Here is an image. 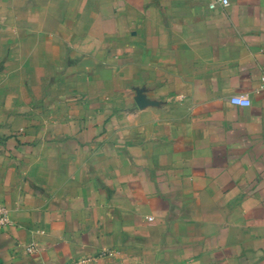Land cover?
Here are the masks:
<instances>
[{
	"label": "crops",
	"instance_id": "1",
	"mask_svg": "<svg viewBox=\"0 0 264 264\" xmlns=\"http://www.w3.org/2000/svg\"><path fill=\"white\" fill-rule=\"evenodd\" d=\"M208 3L0 0V264H264V0Z\"/></svg>",
	"mask_w": 264,
	"mask_h": 264
},
{
	"label": "built area",
	"instance_id": "2",
	"mask_svg": "<svg viewBox=\"0 0 264 264\" xmlns=\"http://www.w3.org/2000/svg\"><path fill=\"white\" fill-rule=\"evenodd\" d=\"M208 4L209 7L211 8L216 7L218 4H221L222 6H227L230 4V0H227V5L224 4L223 0H209ZM259 87L264 89V74H262L260 78ZM231 102L240 105H250L252 101L248 95L237 94L231 97ZM9 223H10L9 208L4 203L0 202V229L8 226ZM25 248L28 252H33L34 250H36V247L33 244H27L25 245ZM82 263H83V259H79L76 261H69L63 264H82Z\"/></svg>",
	"mask_w": 264,
	"mask_h": 264
},
{
	"label": "rangeland",
	"instance_id": "3",
	"mask_svg": "<svg viewBox=\"0 0 264 264\" xmlns=\"http://www.w3.org/2000/svg\"><path fill=\"white\" fill-rule=\"evenodd\" d=\"M146 93H147V90L145 91V93L143 92L142 89H140L139 91L136 90V96L134 97V104H136L137 106H142L143 102L146 101L145 98H147V94ZM152 96H151V101L150 102L154 103L155 105L164 104V103H167V102H172L175 99V97H177V95H175V91L174 90L169 91L168 96L167 97H162L161 99L158 98V97H152ZM124 104H125V102H124Z\"/></svg>",
	"mask_w": 264,
	"mask_h": 264
},
{
	"label": "clouds",
	"instance_id": "4",
	"mask_svg": "<svg viewBox=\"0 0 264 264\" xmlns=\"http://www.w3.org/2000/svg\"><path fill=\"white\" fill-rule=\"evenodd\" d=\"M224 4L227 5V0H223Z\"/></svg>",
	"mask_w": 264,
	"mask_h": 264
}]
</instances>
